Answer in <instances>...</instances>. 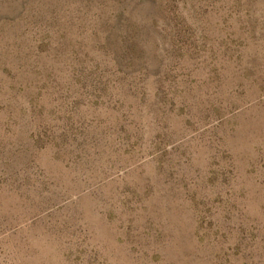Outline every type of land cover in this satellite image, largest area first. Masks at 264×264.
<instances>
[{
	"label": "rangeland",
	"instance_id": "rangeland-1",
	"mask_svg": "<svg viewBox=\"0 0 264 264\" xmlns=\"http://www.w3.org/2000/svg\"><path fill=\"white\" fill-rule=\"evenodd\" d=\"M0 264H264V0H0Z\"/></svg>",
	"mask_w": 264,
	"mask_h": 264
}]
</instances>
